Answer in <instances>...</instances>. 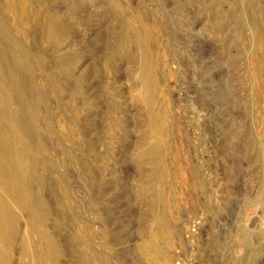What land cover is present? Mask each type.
I'll return each mask as SVG.
<instances>
[{"label": "rangeland", "instance_id": "rangeland-1", "mask_svg": "<svg viewBox=\"0 0 264 264\" xmlns=\"http://www.w3.org/2000/svg\"><path fill=\"white\" fill-rule=\"evenodd\" d=\"M0 56V264H264V0H0Z\"/></svg>", "mask_w": 264, "mask_h": 264}, {"label": "bare ground", "instance_id": "bare-ground-1", "mask_svg": "<svg viewBox=\"0 0 264 264\" xmlns=\"http://www.w3.org/2000/svg\"><path fill=\"white\" fill-rule=\"evenodd\" d=\"M15 56V55H14ZM2 57H4V56H2ZM2 57L0 56V67H1V64H2ZM3 60H5V59H3ZM5 61H7V60H5ZM5 63H7V62H5ZM12 63V62H11ZM21 63V65H19ZM14 64L15 65H17L18 64V66L20 67V68H24V69H26L27 68V66H26V63L23 61V58L22 57H20V56H18V57H14ZM4 65V64H3ZM2 65V66H3ZM11 67V66H10ZM2 69V68H1ZM1 72H2V70H0ZM2 75V74H1ZM6 75V74H5ZM8 79H9V77H8ZM9 82V81H8ZM9 83H11V85L12 86H14L18 91H19V88L22 90V91H24V92H27V93H31V91H30V84L27 82V81H25L23 78H22V75L20 74L19 75V72H18V74H17V71H14L13 72V70H12V74H11V76H10V82ZM8 83V84H9ZM10 86V85H9ZM8 89H11V87L10 88H8ZM12 89H14V88H12ZM36 98L38 99V100H42L43 99V95H42V93H40V92H37L36 93ZM1 108V107H0ZM3 110V109H2ZM2 112V111H1ZM4 113V112H3ZM1 114V113H0ZM2 118V117H1ZM2 122V121H1ZM1 126V125H0ZM14 126V125H13ZM2 127V126H1ZM12 127V126H11ZM10 127V128H11ZM14 127H16V126H14ZM2 128H4V127H2ZM15 129V128H14ZM1 130V129H0ZM5 131H7V130H5ZM9 132V131H8ZM13 132V131H12ZM11 133V132H10ZM4 134H6L5 132H4ZM4 134H0V136L2 135V136H4ZM7 135V134H6ZM13 135V134H12ZM10 136H11V134H10ZM6 137H8V136H6ZM13 137V136H12ZM11 137V138H12ZM15 137V136H14ZM2 138V137H1ZM4 139H6V138H4ZM15 140V139H14ZM1 142H2V140H1ZM1 142H0V144H1ZM3 142H5V141H3ZM3 142H2V144H3ZM9 142V141H8ZM10 142H11V144L13 143L12 142V140H10ZM18 142V141H17ZM17 142L15 143V144H17ZM21 143V142H20ZM10 144V143H9ZM8 144V145H9ZM19 144V143H18ZM17 144V145H18ZM23 144H24V141H23ZM3 145H6V144H3ZM7 145V146H8ZM6 146V147H7ZM10 146V145H9ZM8 146V147H9ZM12 146H14L13 144H12ZM16 146V145H15ZM14 146V147H15ZM5 147V148H6ZM20 147V145L17 147V149ZM10 148V147H9ZM21 148V147H20ZM11 150H12V148H10ZM25 150V149H24ZM23 150V151H24ZM2 151H3V149H2ZM8 151V150H7ZM7 151H4V152H7ZM14 151V150H13ZM21 151V150H20ZM3 152V153H4ZM15 152H17V151H15ZM14 152H12V154H13ZM15 154V156H17L16 154H18V152L17 153H14ZM7 155H8V153H7ZM10 155V154H9ZM8 155V156H9ZM1 156H2V154H1ZM3 156H4V154H3ZM14 156V155H13ZM12 156V157H13ZM14 156V157H15ZM5 157V156H4ZM3 157V158H4ZM18 158H19V156H17ZM18 158H14L15 160L16 159H18ZM13 158H11V160H12ZM1 160V159H0ZM6 160H7V158H6ZM6 160L4 161L5 162V164H6ZM15 160H13V162L15 161ZM19 160H20V158H19ZM16 162V161H15ZM9 163H10V160H9ZM2 164H4V163H2ZM12 165V164H11ZM21 165V164H20ZM8 166V165H7ZM0 167H1V163H0ZM9 167V166H8ZM11 167V166H10ZM12 167H14L15 168V163H14V165H12ZM16 167H18L17 166V164H16ZM6 168V167H5ZM13 168V170H14V172L16 171L15 169ZM7 169V168H6ZM2 170V169H1ZM20 170V169H19ZM3 171H5V170H3ZM3 171H2V173H3ZM1 172V171H0ZM6 172V171H5ZM9 172V171H8ZM14 172H12L13 174H14ZM17 172V171H16ZM20 173V172H19ZM8 174V173H7ZM12 174V175H13ZM17 174V173H16ZM16 174H14L13 176H16ZM18 175V174H17ZM8 176V175H7ZM5 177V176H4ZM9 177H11L10 175H9ZM12 178V177H11ZM10 178V179H11ZM16 178H18V177H16ZM9 179V180H10ZM0 180H3V183L5 182L4 181V178L2 177V179H0ZM17 180V179H16ZM11 181H12V179H11ZM1 182V181H0ZM9 181H7L6 180V186H7V183H8ZM2 183V186L3 185H5V184H3ZM16 183V182H15ZM10 185H11V183H10ZM1 186V185H0ZM1 186V187H2ZM5 186V187H6ZM4 187V188H5ZM0 244H2V246H6L7 244H8V241H7V237H5L3 234H2V231H1V229H0ZM47 248V247H46ZM51 249V248H50ZM49 249V250H50ZM48 250V251H49ZM0 251L2 252V250L0 249Z\"/></svg>", "mask_w": 264, "mask_h": 264}]
</instances>
